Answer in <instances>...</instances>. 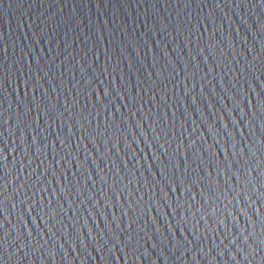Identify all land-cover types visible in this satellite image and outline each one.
Instances as JSON below:
<instances>
[{"label":"water","instance_id":"95a60500","mask_svg":"<svg viewBox=\"0 0 264 264\" xmlns=\"http://www.w3.org/2000/svg\"><path fill=\"white\" fill-rule=\"evenodd\" d=\"M0 264H264V0H0Z\"/></svg>","mask_w":264,"mask_h":264}]
</instances>
